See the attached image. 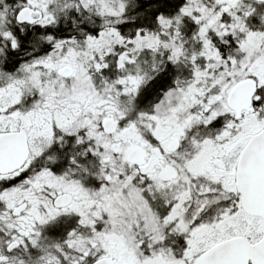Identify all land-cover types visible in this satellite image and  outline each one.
<instances>
[{
	"label": "snow or ice",
	"instance_id": "snow-or-ice-1",
	"mask_svg": "<svg viewBox=\"0 0 264 264\" xmlns=\"http://www.w3.org/2000/svg\"><path fill=\"white\" fill-rule=\"evenodd\" d=\"M0 264H264V0H0Z\"/></svg>",
	"mask_w": 264,
	"mask_h": 264
}]
</instances>
